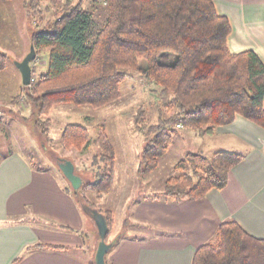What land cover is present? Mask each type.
Returning <instances> with one entry per match:
<instances>
[{
  "label": "trees",
  "instance_id": "1",
  "mask_svg": "<svg viewBox=\"0 0 264 264\" xmlns=\"http://www.w3.org/2000/svg\"><path fill=\"white\" fill-rule=\"evenodd\" d=\"M106 2L101 24L83 2L69 3L58 18L32 35L35 49L49 52L47 72L25 93L35 115L48 116L60 104L106 105L120 97L127 71L140 72L161 89L170 113L168 118L161 115L146 133L141 175L158 167L174 141L176 125L213 135L242 116L264 128V62L253 50H229L232 26L213 0ZM163 55L165 61L160 59ZM7 65L0 41V71ZM89 139L88 128L81 124H68L63 134L68 149L87 147ZM243 159L234 152L211 156L188 152L176 164L163 193L176 202L202 200L211 190L224 189L231 170ZM112 183L110 169L82 187L109 189ZM99 211L107 220L108 239L114 217L111 211ZM192 264H264V239L249 234L236 220H226L215 237L197 249Z\"/></svg>",
  "mask_w": 264,
  "mask_h": 264
},
{
  "label": "rangeland",
  "instance_id": "2",
  "mask_svg": "<svg viewBox=\"0 0 264 264\" xmlns=\"http://www.w3.org/2000/svg\"><path fill=\"white\" fill-rule=\"evenodd\" d=\"M78 2H83L96 13L99 24L106 18V0L0 1L1 51L8 56L7 68L0 71V160L20 153L36 170L55 175L60 184L75 196L79 206L88 203L98 210L111 211L114 223L108 243L120 232L127 235L122 240L148 237L154 231L153 227L137 223L132 208L143 199L165 198V183L175 175L178 161L188 152L207 150L214 142L211 136L216 133L202 136L176 125L174 141L161 156L158 167L147 174H139L149 127L156 125L161 115L168 118L170 113L164 108L161 89L135 71H127L128 76L120 86V97L106 105L96 108L60 104L53 106L48 116L35 115L25 95L28 86L23 83L18 63L34 46L32 35L58 18L67 4ZM36 52L37 57L31 63V85L48 70V50ZM165 58L163 55L160 59L165 61ZM142 63L145 65L146 62ZM138 117L140 125L136 123ZM39 121L41 126L37 124ZM71 123L88 128L87 147L68 149L64 145L63 134ZM63 161L73 162L75 173L82 178L84 185L97 181L112 169V186L101 190L86 187L75 190L60 168ZM81 231L85 246L75 252L88 264H95L100 240L98 229L89 219L88 226ZM122 240L112 250H116ZM111 256L109 252L108 264H114Z\"/></svg>",
  "mask_w": 264,
  "mask_h": 264
},
{
  "label": "crops",
  "instance_id": "3",
  "mask_svg": "<svg viewBox=\"0 0 264 264\" xmlns=\"http://www.w3.org/2000/svg\"><path fill=\"white\" fill-rule=\"evenodd\" d=\"M213 1L232 26L229 50H253L264 62V0ZM211 137V147L193 152L244 155L231 170L228 185L211 190L202 200L165 197L138 202L133 219L154 231L123 240L127 235L120 232L112 241L122 240L120 246L110 251L114 264H192L197 249L229 219L264 239V128L238 116ZM82 205L55 175L36 170L24 155L0 160V264H88L76 254L85 246L81 230L89 219L97 225Z\"/></svg>",
  "mask_w": 264,
  "mask_h": 264
},
{
  "label": "water",
  "instance_id": "4",
  "mask_svg": "<svg viewBox=\"0 0 264 264\" xmlns=\"http://www.w3.org/2000/svg\"><path fill=\"white\" fill-rule=\"evenodd\" d=\"M36 57V49L34 46H32L29 54L18 63V68L22 74V79L25 86H30L32 83L33 72L31 63L35 61ZM60 168L75 190H78L80 187H82L83 180L75 173V165L73 162L63 161L60 163ZM82 208L84 212L96 222L98 228L100 240L95 254V264H108L107 255L113 249V246L116 242H107L106 238L109 233L107 220L105 216L96 208H92L84 203Z\"/></svg>",
  "mask_w": 264,
  "mask_h": 264
},
{
  "label": "built area",
  "instance_id": "5",
  "mask_svg": "<svg viewBox=\"0 0 264 264\" xmlns=\"http://www.w3.org/2000/svg\"><path fill=\"white\" fill-rule=\"evenodd\" d=\"M179 127H182V125H179Z\"/></svg>",
  "mask_w": 264,
  "mask_h": 264
}]
</instances>
